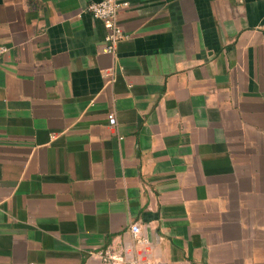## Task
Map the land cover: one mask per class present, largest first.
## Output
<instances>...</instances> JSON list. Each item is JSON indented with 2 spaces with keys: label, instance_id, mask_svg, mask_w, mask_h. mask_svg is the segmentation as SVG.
<instances>
[{
  "label": "crops",
  "instance_id": "crops-1",
  "mask_svg": "<svg viewBox=\"0 0 264 264\" xmlns=\"http://www.w3.org/2000/svg\"><path fill=\"white\" fill-rule=\"evenodd\" d=\"M90 1L0 0V264H264V0Z\"/></svg>",
  "mask_w": 264,
  "mask_h": 264
},
{
  "label": "built area",
  "instance_id": "built-area-1",
  "mask_svg": "<svg viewBox=\"0 0 264 264\" xmlns=\"http://www.w3.org/2000/svg\"><path fill=\"white\" fill-rule=\"evenodd\" d=\"M129 0H99L90 1L86 5V10L90 11L94 16L101 18L106 26L109 28V32L106 36L107 49L109 51L115 52L117 49V44L128 36V34L123 31L122 27L117 21V14L122 7L128 6ZM7 46L0 39V62L2 61L4 52L7 50ZM113 68L105 71L106 75L113 74ZM109 121L111 124L117 123V117L114 112L109 113ZM141 224L139 221H135L131 224V230L135 239L139 242L148 241L146 237L141 236ZM128 264H141L139 260L129 261Z\"/></svg>",
  "mask_w": 264,
  "mask_h": 264
}]
</instances>
